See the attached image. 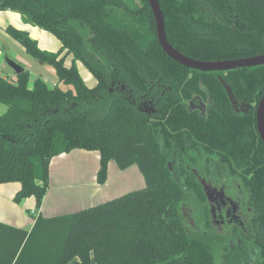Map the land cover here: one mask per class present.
I'll list each match as a JSON object with an SVG mask.
<instances>
[{"label": "trees", "instance_id": "1", "mask_svg": "<svg viewBox=\"0 0 264 264\" xmlns=\"http://www.w3.org/2000/svg\"><path fill=\"white\" fill-rule=\"evenodd\" d=\"M168 42L181 53L220 60L264 53V0H158ZM61 42L50 52L28 31H4L57 82L39 75L30 87L24 69L0 74V183L19 182L15 202L34 196L29 230L0 221V264H216L219 247L200 224H186L180 203L197 192L192 173L216 146L224 165L250 174L253 199L264 217V146L255 125L264 91V64L226 71L182 65L161 48L147 0H0ZM68 54L70 65L65 64ZM79 60L94 75L88 87ZM219 76L247 113H235ZM72 88L62 89L59 84ZM209 98L204 115L187 111L192 94ZM152 104L154 112L139 107ZM73 148L99 152L98 183L107 164H136L145 185L70 213H36L49 187L51 159ZM186 154V155H185ZM75 258H78L74 260Z\"/></svg>", "mask_w": 264, "mask_h": 264}, {"label": "crops", "instance_id": "2", "mask_svg": "<svg viewBox=\"0 0 264 264\" xmlns=\"http://www.w3.org/2000/svg\"><path fill=\"white\" fill-rule=\"evenodd\" d=\"M12 25L28 31L29 35L37 41L39 48L50 52L57 51L61 42L52 33L39 27L25 23L21 14L16 10H0V74L15 80L17 73L8 65L5 58L13 59L30 73V78L40 75L47 82V77H52L53 85L57 82L55 70L43 62L37 63L36 59L28 55L22 45L4 31V27ZM72 55L68 54L65 64L70 65ZM78 71L88 87L96 84L94 75L79 60L76 61ZM33 81V80H32ZM29 85V84H28ZM52 85V86H53ZM62 89L72 88L60 83ZM114 160L107 164V177L105 182L98 183L96 173L99 168V152L83 148H73L68 152L54 156L49 166V187L47 188L41 205L36 213L43 216H54L68 213L85 205L101 201L113 193L131 191V174L126 172L133 165L120 169L114 167ZM116 164V163H115ZM118 179L115 183L110 181L111 173ZM130 178V182H121L122 177ZM112 188L108 190L109 186ZM20 188L19 182L0 183V221L15 227L29 230L33 225V218L28 212L35 210L34 196L23 198L20 202L14 201V196ZM130 189V190H129ZM98 192H101L100 194ZM126 193V192H125ZM99 194V195H98ZM75 211V210H74ZM78 258H75L76 260ZM67 264H74L73 260ZM91 264H96L92 261Z\"/></svg>", "mask_w": 264, "mask_h": 264}, {"label": "flooded vegetation", "instance_id": "3", "mask_svg": "<svg viewBox=\"0 0 264 264\" xmlns=\"http://www.w3.org/2000/svg\"><path fill=\"white\" fill-rule=\"evenodd\" d=\"M208 101L209 98L194 93L185 101V108L204 115L209 109ZM139 109L148 115L154 112L152 104ZM232 109L237 114L249 110L240 105L237 110ZM225 155H228L225 150L210 146L202 151L207 162L202 161L197 167L186 166L185 172L181 166L169 163L174 173L191 172V179L196 181L191 184L197 192L193 197L194 192L189 193L180 203L183 219L186 224H200L203 231L213 234L220 244L216 264H264V217L248 186L250 174L243 172V168L237 169L245 176L243 180L234 172L235 167L224 165L221 159Z\"/></svg>", "mask_w": 264, "mask_h": 264}, {"label": "water", "instance_id": "4", "mask_svg": "<svg viewBox=\"0 0 264 264\" xmlns=\"http://www.w3.org/2000/svg\"><path fill=\"white\" fill-rule=\"evenodd\" d=\"M147 3L153 14L155 27H156V36L161 48L168 56H170L172 59L176 60L177 62L181 63L182 65L202 71H226L238 67H250V66L264 64V53H259L247 57H238V58L220 59V60H201V59L189 57L181 53L176 48H174L166 38L164 16L158 0H147ZM5 60L8 63V65L17 74L23 70V67L20 64L9 59L8 57H6ZM219 80L221 81L228 95L232 107L235 110H237V106L240 105L245 107L247 111L249 108V104L245 102H239L234 96L230 86L222 79L221 76H219ZM255 125L258 135L264 146V91L256 105Z\"/></svg>", "mask_w": 264, "mask_h": 264}, {"label": "rangeland", "instance_id": "5", "mask_svg": "<svg viewBox=\"0 0 264 264\" xmlns=\"http://www.w3.org/2000/svg\"><path fill=\"white\" fill-rule=\"evenodd\" d=\"M55 52V51H54ZM11 60H13V59H11ZM37 61V60H36ZM37 63H39V61L37 62ZM24 68V67H23ZM37 76H39V75H36L33 79L32 78H30V81H29V86L31 87L32 86V80H34ZM48 79H47V82H48V84L50 85V87L53 85V79H52V77H47ZM6 105H4V104H2V103H0V114H2L3 112H5V110H6ZM114 167H116V164L114 163ZM111 173V172H110ZM123 173H128V174H131V181H132V183H131V185H132V187L131 188H133L132 190H135V189H139V188H142L144 185H145V181H144V177H143V175H142V173L140 172V170L138 169V167H137V165L136 164H133V166L131 167V168H129L126 172H123ZM110 181H112L111 182V184L112 183H115V181H117V177L116 176H114L112 173L110 174ZM120 181L123 183V182H127V183H129L130 182V178H129V176L126 178V177H122L121 179H120ZM112 188V185L111 186H109V188H108V190L109 189H111ZM130 190V189H129ZM125 192H128V191H124V192H117V193H113L112 195H110L109 197H106L105 199H99V200H101V201H95L96 203H93V204H90V205H94V204H97V203H100V202H104V201H106V200H108V199H110V198H114V197H117V196H119V195H121V194H124ZM99 194L101 193V192H98ZM98 194V195H99ZM89 205H85L84 207H88ZM84 207H80V208H84ZM79 208V209H80ZM74 210H78V209H74ZM73 210V211H74ZM73 211H70V212H73ZM70 212H68V213H70Z\"/></svg>", "mask_w": 264, "mask_h": 264}]
</instances>
